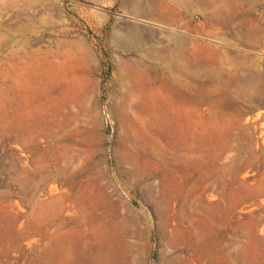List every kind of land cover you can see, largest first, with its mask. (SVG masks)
Masks as SVG:
<instances>
[{
	"label": "rangeland",
	"instance_id": "374dc122",
	"mask_svg": "<svg viewBox=\"0 0 264 264\" xmlns=\"http://www.w3.org/2000/svg\"><path fill=\"white\" fill-rule=\"evenodd\" d=\"M219 2L0 0V264H264V0Z\"/></svg>",
	"mask_w": 264,
	"mask_h": 264
},
{
	"label": "bare ground",
	"instance_id": "6f19581e",
	"mask_svg": "<svg viewBox=\"0 0 264 264\" xmlns=\"http://www.w3.org/2000/svg\"><path fill=\"white\" fill-rule=\"evenodd\" d=\"M66 48L67 49L64 52L56 55V58L60 59V63L58 64V78H63V76L67 77V75L72 72V59L75 54L80 55L83 60L92 58V52L88 48L79 47L78 50L74 51L72 49V44L69 43ZM45 56L50 57L51 55L46 52ZM72 103L73 100L65 95L59 97V103L57 104V114L59 119H62L66 114H70L73 120L77 119L78 113L72 110ZM68 110H70V112L67 113ZM147 117L148 114L146 110L138 115V119L142 123L145 132L150 135L155 142L166 140L168 144H171L167 133L166 118L163 110L159 108L156 113H154L153 117H150L148 120Z\"/></svg>",
	"mask_w": 264,
	"mask_h": 264
},
{
	"label": "crops",
	"instance_id": "0c3cea01",
	"mask_svg": "<svg viewBox=\"0 0 264 264\" xmlns=\"http://www.w3.org/2000/svg\"><path fill=\"white\" fill-rule=\"evenodd\" d=\"M202 2L203 7L199 10V13H201L202 16V29H217L218 26L216 24L214 13L212 11H214L215 7H219V0H202Z\"/></svg>",
	"mask_w": 264,
	"mask_h": 264
}]
</instances>
